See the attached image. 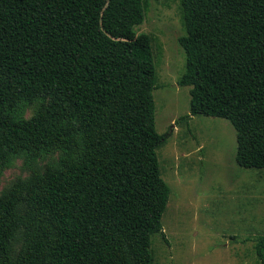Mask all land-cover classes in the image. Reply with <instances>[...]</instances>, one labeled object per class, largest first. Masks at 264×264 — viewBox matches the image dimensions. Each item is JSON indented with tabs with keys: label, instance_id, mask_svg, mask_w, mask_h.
Returning a JSON list of instances; mask_svg holds the SVG:
<instances>
[{
	"label": "trees",
	"instance_id": "trees-1",
	"mask_svg": "<svg viewBox=\"0 0 264 264\" xmlns=\"http://www.w3.org/2000/svg\"><path fill=\"white\" fill-rule=\"evenodd\" d=\"M191 115L226 118L236 163L264 168V0H179ZM146 0H0V264H153L170 188L157 149ZM41 98L34 112L26 104ZM61 151L40 169L36 158ZM22 229L16 255L10 243ZM164 237V236H163ZM264 264V234L255 239Z\"/></svg>",
	"mask_w": 264,
	"mask_h": 264
},
{
	"label": "rangeland",
	"instance_id": "rangeland-1",
	"mask_svg": "<svg viewBox=\"0 0 264 264\" xmlns=\"http://www.w3.org/2000/svg\"><path fill=\"white\" fill-rule=\"evenodd\" d=\"M144 20L136 33L152 37L157 74L153 90L155 126L167 133L157 149L162 178L170 188L162 215L163 236H153V264H260L255 239L264 234V168H244L235 161L236 133L229 120L191 115L188 124L177 123L189 113V90L178 78L185 67L179 43L184 24L179 0H146ZM43 102L38 98L23 108L30 116ZM57 150L36 158L43 169L58 163ZM30 168L24 152L12 157L0 175V192ZM18 229L10 246L16 255L22 245Z\"/></svg>",
	"mask_w": 264,
	"mask_h": 264
}]
</instances>
